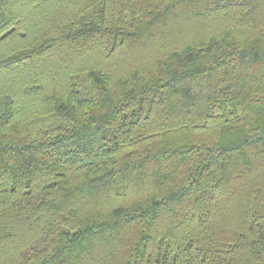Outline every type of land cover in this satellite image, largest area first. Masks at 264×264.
Instances as JSON below:
<instances>
[{
	"label": "trees",
	"instance_id": "trees-1",
	"mask_svg": "<svg viewBox=\"0 0 264 264\" xmlns=\"http://www.w3.org/2000/svg\"><path fill=\"white\" fill-rule=\"evenodd\" d=\"M0 264H264V0H0Z\"/></svg>",
	"mask_w": 264,
	"mask_h": 264
}]
</instances>
